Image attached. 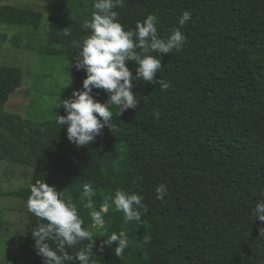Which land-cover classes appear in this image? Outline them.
<instances>
[{"label":"trees","instance_id":"16d2710c","mask_svg":"<svg viewBox=\"0 0 264 264\" xmlns=\"http://www.w3.org/2000/svg\"><path fill=\"white\" fill-rule=\"evenodd\" d=\"M93 9L51 17L45 32L46 54L68 60L72 93L82 90L87 78L86 70L74 67L79 52L72 41L91 34L82 25ZM114 11L125 31L156 15L163 39L179 27L185 11L192 13L181 29L187 37L183 50L157 57L164 68L156 79L171 88L165 92L159 84L136 81L140 107L119 116L111 106L116 131L105 127L94 143L77 147L67 138L68 125L57 119L37 127L3 112L22 85L23 71L0 67V130L15 141L0 150V159L32 168L28 187L4 195L27 202L37 180L67 190L85 229L96 233V264H264L259 237L264 224L252 216L264 199V0H125ZM42 18L34 10L0 7V24L38 30ZM66 28L71 36L62 35ZM127 66L135 76L138 65L129 61ZM92 96L102 104L109 99L103 89H93ZM85 183L96 192L97 211L118 189L144 197L149 206L140 224H125L114 205L104 214L109 236L128 234L123 260L114 255L118 242L99 251L105 238L91 227L90 210L83 207L87 201L81 203ZM160 184L167 186L163 201L157 199ZM26 216L23 262L45 264L31 233L40 221L29 211ZM145 234L152 237L148 245L142 243Z\"/></svg>","mask_w":264,"mask_h":264},{"label":"clouds","instance_id":"9594fccd","mask_svg":"<svg viewBox=\"0 0 264 264\" xmlns=\"http://www.w3.org/2000/svg\"><path fill=\"white\" fill-rule=\"evenodd\" d=\"M124 6L125 0H95L91 19L84 20L82 25L85 30H91V34L82 42L72 41V46L79 52L75 56L74 67L76 70H86L87 78L83 81L82 90L74 91L72 99L60 104L68 114L58 115L57 123L62 127L68 125L67 138L77 147L94 143L103 134L105 127L112 132L116 131L111 106L119 109V116L129 109L140 107L137 94L133 91L136 81L159 84L161 91H168L171 84L163 78L156 79L164 68L162 59L157 57L182 51L187 43V37L181 29L192 19L190 11L182 14L179 27L170 29L169 38L163 39L159 35L160 21L156 15H149L143 22H138L134 30L125 31L118 22L119 12L114 11ZM61 33L64 36L72 35L71 28H66ZM129 61L138 65L135 76L127 66ZM93 89L105 90L109 94L107 103L97 102L92 96ZM154 116L158 119L159 112H155ZM66 192L67 190L57 191L56 187L49 186L44 180H37L31 186L27 208L40 221L38 227L31 232L37 254L44 259L45 264H71L76 260L80 264H96L93 259L96 233L85 229V221L79 215L77 204L66 196ZM156 193L157 199L163 201L167 186L160 184ZM95 196L92 185L85 183L81 203L87 201L83 203V207L90 210L93 221L91 227L96 229L100 237L105 238L99 251L103 252L105 245L111 247L118 242L114 255L123 260L126 249L130 247L128 234L121 231L109 236L104 214L114 205L115 211L123 213L125 224H140L143 216L148 214L149 206L144 202V197L118 189L114 196L107 195L104 198L97 211L93 199ZM252 216L264 224V199L256 204ZM259 237L264 238V227L259 228ZM85 241L90 243L74 254H69V249L72 250ZM151 241V235L145 234L142 243L148 245Z\"/></svg>","mask_w":264,"mask_h":264},{"label":"rangeland","instance_id":"374dc122","mask_svg":"<svg viewBox=\"0 0 264 264\" xmlns=\"http://www.w3.org/2000/svg\"><path fill=\"white\" fill-rule=\"evenodd\" d=\"M94 3L95 0H0V7L43 14L38 30L0 24V67L23 71L22 85L10 97L5 114L16 116L21 124L43 127L52 125L65 110L60 104L73 98L69 63L66 57L46 54L45 32L51 17L75 16L79 10L93 9ZM8 145H15L14 139L0 130V150ZM26 154L23 151L20 157ZM31 177L30 166L0 159V264H24L21 248L28 237L27 202L4 194L28 187Z\"/></svg>","mask_w":264,"mask_h":264}]
</instances>
